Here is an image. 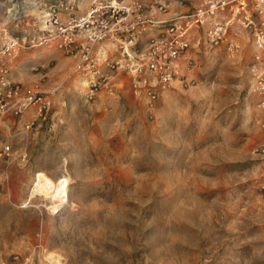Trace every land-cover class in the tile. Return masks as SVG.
<instances>
[{"label": "rangeland", "instance_id": "374dc122", "mask_svg": "<svg viewBox=\"0 0 264 264\" xmlns=\"http://www.w3.org/2000/svg\"><path fill=\"white\" fill-rule=\"evenodd\" d=\"M13 1L0 0V50L38 33L32 17L53 2L28 0L25 13L36 14L13 18ZM139 1L157 22L135 45L104 42L93 92L75 69L78 54L49 44L0 53L11 84L51 99L21 114L0 107V264H52L49 251L63 264H264V111L252 34L233 23V56L228 41L213 45L194 30L187 81L151 110L126 70L108 62L143 52L204 0ZM41 170L69 180L56 210L32 196Z\"/></svg>", "mask_w": 264, "mask_h": 264}, {"label": "built area", "instance_id": "2783aa9c", "mask_svg": "<svg viewBox=\"0 0 264 264\" xmlns=\"http://www.w3.org/2000/svg\"><path fill=\"white\" fill-rule=\"evenodd\" d=\"M52 1L42 15H32L31 24L40 32L25 37L22 42L19 39L10 40L0 53L49 44L66 53L78 54L75 69L90 77L91 92L101 75L100 65L106 61L104 42L135 45L137 36L134 38V35L149 28L150 23L157 22L144 15V7L139 0H90L85 12H80L82 0ZM27 4L28 0L13 1V18L30 16L25 13L28 12L25 8ZM30 4L34 5L33 2ZM228 10L231 13L226 18ZM234 22L249 29L252 34L255 46L254 91L259 94L257 108L264 111V0H204L195 11L166 26L161 37H152L143 52L113 60L108 65L116 70H126L135 95L154 110L161 95L174 87L176 82L187 81L195 60L191 50L193 31L202 28L206 40L213 45L228 41L229 54L234 56L240 48L238 40H229ZM0 87V107L4 111L12 109L13 113L21 114L30 105L38 103L41 110L51 102L49 96L32 88L24 89L19 84H11L8 69L1 60ZM47 92L51 93L53 89ZM260 123L264 127V115Z\"/></svg>", "mask_w": 264, "mask_h": 264}, {"label": "bare ground", "instance_id": "6f19581e", "mask_svg": "<svg viewBox=\"0 0 264 264\" xmlns=\"http://www.w3.org/2000/svg\"><path fill=\"white\" fill-rule=\"evenodd\" d=\"M2 5L0 11L2 10ZM29 13L28 15H30ZM31 15H35L32 13ZM38 24V23H34ZM68 185L69 180L67 177H61L58 181L51 178L47 173L44 171H38L36 174V182L34 185L32 196L37 194L44 195L45 198H50L55 201V210L58 209L63 202H65L68 198ZM46 258L52 264H63L60 258V255L49 251L46 254Z\"/></svg>", "mask_w": 264, "mask_h": 264}]
</instances>
